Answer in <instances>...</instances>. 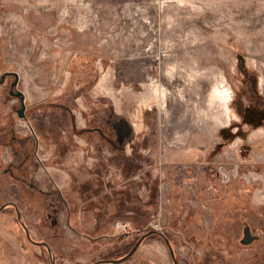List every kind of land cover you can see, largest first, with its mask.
Segmentation results:
<instances>
[{
	"label": "rangeland",
	"instance_id": "obj_1",
	"mask_svg": "<svg viewBox=\"0 0 264 264\" xmlns=\"http://www.w3.org/2000/svg\"><path fill=\"white\" fill-rule=\"evenodd\" d=\"M3 72L0 264H264V0H0Z\"/></svg>",
	"mask_w": 264,
	"mask_h": 264
},
{
	"label": "water",
	"instance_id": "obj_2",
	"mask_svg": "<svg viewBox=\"0 0 264 264\" xmlns=\"http://www.w3.org/2000/svg\"><path fill=\"white\" fill-rule=\"evenodd\" d=\"M6 72H3L1 75H0V79H2L4 76H5ZM13 74H14V79L11 81V84H10V89H9V93L11 94H14L18 97V100H19V103H20V107L17 108L16 110V113L19 117H25L24 115V109H25V104H24V94L23 92L20 90V89H13V87L16 85L17 83V73L15 71H13ZM8 204L10 205H13L14 206V203H4L2 205H0V210L3 209L5 206H7ZM16 214H17V218H19L20 214H19V211L18 209L16 208ZM23 226V229L26 233V236L27 238L34 242V243H37V244H42L44 245L47 249H49V247L47 246V244L45 242H36V241H33L30 236H29V233L27 231V228L22 224ZM151 234H158L159 236H161L163 239H164V242L168 248V251H169V254L172 258V261H173V264H178L177 262V259L175 257V253H174V249L169 241V239L160 231H157L155 229H150L148 230L147 232L143 233L138 239L137 241L134 243V245L131 247V249L125 254L123 255L122 257L120 258H117V259H105V260H98V261H95L91 264H100V263H114V262H119V261H122L124 259H126L127 257H129L131 254L134 253V251L137 249V247L139 246V244L141 243V241L151 235ZM243 235L244 237L242 238L241 242L246 244V243H249L251 240H253L255 238L254 235H251L250 232H249V229L246 227L244 228L243 230Z\"/></svg>",
	"mask_w": 264,
	"mask_h": 264
},
{
	"label": "bare ground",
	"instance_id": "obj_3",
	"mask_svg": "<svg viewBox=\"0 0 264 264\" xmlns=\"http://www.w3.org/2000/svg\"><path fill=\"white\" fill-rule=\"evenodd\" d=\"M159 91H158V94H159V96H160V98H162V99H164V97H165V95H166V89L164 88V89H158ZM220 92H219V90H217V89H215L214 90V92H213V94H212V100H215V97L219 94Z\"/></svg>",
	"mask_w": 264,
	"mask_h": 264
},
{
	"label": "flooded vegetation",
	"instance_id": "obj_4",
	"mask_svg": "<svg viewBox=\"0 0 264 264\" xmlns=\"http://www.w3.org/2000/svg\"><path fill=\"white\" fill-rule=\"evenodd\" d=\"M244 230V229H243ZM249 232H250V229H249ZM250 234H251V232H250ZM251 235H254L255 236V238H256V235L255 234H251ZM243 237H244V235H243Z\"/></svg>",
	"mask_w": 264,
	"mask_h": 264
},
{
	"label": "built area",
	"instance_id": "obj_5",
	"mask_svg": "<svg viewBox=\"0 0 264 264\" xmlns=\"http://www.w3.org/2000/svg\"><path fill=\"white\" fill-rule=\"evenodd\" d=\"M35 155H36V153H35ZM36 157H37V159L39 160V157L36 155ZM223 175H224V173H222Z\"/></svg>",
	"mask_w": 264,
	"mask_h": 264
}]
</instances>
